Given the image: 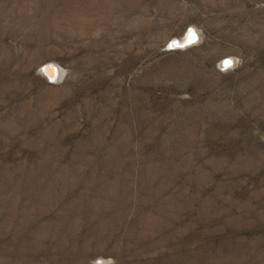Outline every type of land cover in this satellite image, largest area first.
Returning <instances> with one entry per match:
<instances>
[{
  "label": "rangeland",
  "instance_id": "rangeland-1",
  "mask_svg": "<svg viewBox=\"0 0 264 264\" xmlns=\"http://www.w3.org/2000/svg\"><path fill=\"white\" fill-rule=\"evenodd\" d=\"M0 264H264V0H0Z\"/></svg>",
  "mask_w": 264,
  "mask_h": 264
},
{
  "label": "bare ground",
  "instance_id": "bare-ground-1",
  "mask_svg": "<svg viewBox=\"0 0 264 264\" xmlns=\"http://www.w3.org/2000/svg\"><path fill=\"white\" fill-rule=\"evenodd\" d=\"M192 34H194V37L196 38V34L192 30H189L187 32V34L184 35V37H181V38L177 39V41L175 43H177V46H187L188 44H192L194 42V40H195V38L192 39ZM224 64L226 66L230 65L231 64V60L227 59L224 62ZM45 73L47 74V76L50 79H55L57 77V75L59 76V74H60L58 68L56 66H53V65L46 66L45 67Z\"/></svg>",
  "mask_w": 264,
  "mask_h": 264
},
{
  "label": "snow or ice",
  "instance_id": "snow-or-ice-1",
  "mask_svg": "<svg viewBox=\"0 0 264 264\" xmlns=\"http://www.w3.org/2000/svg\"><path fill=\"white\" fill-rule=\"evenodd\" d=\"M195 37H194V34H192V39H194Z\"/></svg>",
  "mask_w": 264,
  "mask_h": 264
},
{
  "label": "water",
  "instance_id": "water-1",
  "mask_svg": "<svg viewBox=\"0 0 264 264\" xmlns=\"http://www.w3.org/2000/svg\"><path fill=\"white\" fill-rule=\"evenodd\" d=\"M195 41V40H194Z\"/></svg>",
  "mask_w": 264,
  "mask_h": 264
}]
</instances>
